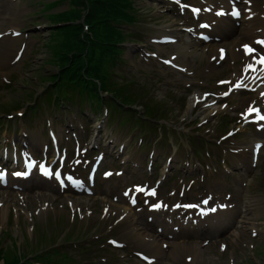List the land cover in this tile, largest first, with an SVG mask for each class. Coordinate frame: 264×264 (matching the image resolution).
<instances>
[{"label":"rangeland","instance_id":"rangeland-1","mask_svg":"<svg viewBox=\"0 0 264 264\" xmlns=\"http://www.w3.org/2000/svg\"><path fill=\"white\" fill-rule=\"evenodd\" d=\"M180 1L189 4L194 0ZM116 2L117 0H17L15 12L9 14V18L0 27L2 31L12 32L16 26L23 32L20 36L17 32L12 40H8L5 47L11 49L9 52L2 53L0 48V60L6 61L0 65V118L3 120L0 122V138L10 134L23 137L24 132L28 133L26 117L34 116L37 124L34 132L41 140L44 136L49 139L45 121L50 118L55 123L53 126L58 127V137L73 147L75 142L73 140L71 144L70 141L74 135H70L68 128L72 122L77 125L75 117H79L85 124L77 130L87 144L97 137L102 140L101 143L114 141L115 146H124L126 150L118 154L119 159L110 157L114 161L123 162L122 168L126 165L124 160L132 164L147 160L150 152L156 156L158 168H162L168 155L174 156L172 170L165 172L170 179V182L162 186L166 190L173 186L172 183L178 182L177 177H174L176 174L181 177L194 175L199 180L210 182V176H204L203 171L213 172L212 178L219 179L218 175L225 171L224 168H232L237 171L234 174L236 178L248 182L242 187L243 192H237L235 198L239 203L243 201L249 204L250 211L244 218L243 227L233 228L212 238L205 246L201 245L202 239L191 240L197 242L199 257L189 263L185 260V255L195 256L191 249H179L170 244L167 247L169 250L162 247L165 249L163 252L158 250L160 240H146L150 232L143 222L137 223L135 216L131 214L123 217L130 209H121L116 206L118 203L108 202L107 199H110L115 190L106 192V196H81L79 200L68 199L72 195L58 194L61 196L58 197L49 190H34L29 193L0 190V238L6 253L5 263L14 262L18 248H24L25 251H30V256L48 252L41 256L47 255L51 260L49 264H145L136 255L142 252L157 257L156 264H230L229 252L218 250L221 238L233 252L235 264H263L264 146L251 144L263 136L249 124L237 122L239 116L222 95L221 89L225 87L220 89L216 84L218 79L226 78L239 70L231 52L237 53L234 46L247 39L232 38L231 45L224 41L215 42V47L224 44L229 50L228 58L219 65L210 60L214 51L205 52L207 45H202L199 47L202 52L195 54V57L191 56L195 61L190 65L191 69L185 70L188 63L182 55L172 59L186 44L185 36L188 34L182 27L192 25L189 22L183 23L187 20V14L181 13L183 7H180L179 1L133 0L134 5L140 8L139 21L133 25L122 24L126 31L132 32L131 41L121 40L119 45L106 44L116 46L119 53V64L114 70L118 76L115 82L127 81V84H132L136 81L135 89L140 92V96L147 90L144 96L150 95L151 101L159 103L162 108L158 115L164 116V119L148 117L146 121L141 118L140 124L139 121L132 120L133 123L118 125L116 122L105 123L100 110L82 113L69 107L55 112L48 109L50 113L45 114L47 109L39 108L34 115L35 113H30L23 107L5 112V109L17 102L26 104L30 100V93L40 92L58 74L63 61V72H70L87 58L104 57L105 49L98 45L99 42L92 34H101L109 42L117 33L113 23L107 20L110 13L107 7H113ZM258 17L260 15L256 19ZM169 29L177 30L184 38L181 37L176 43L163 39L164 45L150 41V36H160L163 34L161 32ZM53 32V37H49L48 34ZM10 36L2 37L0 44ZM22 47L23 55L17 62V49ZM210 64H215L216 72L210 73ZM255 98L256 93L234 94L230 98V104H237V109L240 110ZM137 105L134 104V107L142 113L143 108ZM209 107L215 110L209 112ZM17 110L25 111V114L20 117L15 113ZM7 114H14V117L9 118ZM164 123L167 124L166 130L162 125ZM136 125H142L143 128L151 126L152 130L141 134L140 126ZM229 130L231 131L228 133ZM141 136L144 138L142 143L138 141ZM152 136L156 139L151 146L149 140ZM203 138L208 140L211 152H215L212 159H209L208 154L203 156V153L196 151L200 147L195 145L203 143ZM158 140H164L163 148L158 147ZM114 161L111 165L116 164ZM162 169L158 171V175H161ZM244 171L249 175L246 176ZM143 172L141 170L140 174ZM231 175L233 174L227 180L229 183L235 182ZM114 180L119 184L117 190H120L122 182L132 183L144 179L134 175ZM234 184L237 187V182ZM105 185H109L108 182ZM75 210L85 216L79 218L77 214L74 223L68 221V218H71L70 214ZM252 228V233L256 236H252ZM137 232L141 233L140 238L136 235ZM179 241L189 242L186 239Z\"/></svg>","mask_w":264,"mask_h":264},{"label":"trees","instance_id":"trees-1","mask_svg":"<svg viewBox=\"0 0 264 264\" xmlns=\"http://www.w3.org/2000/svg\"><path fill=\"white\" fill-rule=\"evenodd\" d=\"M116 7L118 9H112V11L110 10L111 7H107V9L110 10L109 14H108L109 11L107 12V14H108L107 18H113V17H118V16L121 17L122 15H125V12H126V14L131 15L130 6L125 7V4L123 2L120 5L117 4ZM125 8H126V11L124 12ZM117 10H119L118 13H116ZM102 12H103V8L101 10V13ZM103 18L104 17H102V19ZM84 39H85V41H87V37H85ZM114 50L116 53H118L117 48L115 46H114ZM67 74L68 73L66 72L62 75L61 78H57V79L53 80L54 83H53L51 89H48L49 93H54L56 91L57 93L61 94L65 98H70V97L76 98V97H79V95L81 96V94L78 92V89L81 86V81L76 82L73 78H71V76H68ZM109 83L110 82L106 81V79L104 80L105 89L107 88L109 91H112L115 94L116 99H120L121 101L125 102V104H128L129 102H131L130 98H129V91H128L127 86H122L121 84L118 85V83H115L114 81H112L113 88H111V87H109ZM112 99H113V102L115 103L116 99H114V98H112ZM142 99H143V97H142ZM40 100L43 103L44 102H51L52 97L48 93H46V94L40 96ZM121 107H122V109H124L123 106H121ZM148 109L151 111L153 116H156L157 112L159 111L158 107L153 108L151 105H148ZM16 259H17V257H16Z\"/></svg>","mask_w":264,"mask_h":264},{"label":"bare ground","instance_id":"bare-ground-1","mask_svg":"<svg viewBox=\"0 0 264 264\" xmlns=\"http://www.w3.org/2000/svg\"><path fill=\"white\" fill-rule=\"evenodd\" d=\"M16 5H17V2H13L12 0H0V9L3 11V13L2 12L0 13V17H2V14L3 15H9V14L14 13L15 12L14 10L16 9L15 8ZM3 23L4 22L2 20H0V25L3 24ZM220 30L226 36V38H230L235 33L234 32L235 31V28L230 23H228V22H225L224 24H222L220 26ZM248 30H249V28H243V29H240L238 31L241 32V35H243V34H247L248 33ZM177 34H179V33H177ZM237 36H240V35H237ZM8 40H12V38L9 37L5 42H3L2 44H0V48H1V52L2 53H5V51L9 52L11 50L10 48H6L5 47V45L9 43ZM189 43L191 45L190 44H188V46L184 45L183 46V49L184 50L180 49V52H181V54H182V56L184 58H186L187 60L191 61V56L199 53V45H196L194 41H190ZM10 46H12V45H10ZM0 63L1 64H4L5 63V60L4 59H1L0 60ZM251 64H252L254 70H256V71H259L260 70V68L257 65H255L253 63H251ZM210 68H211L210 73L212 71L213 72H216L217 71L216 66L213 65V64H210ZM30 139H32V142L34 140L36 144L39 143L38 137H36V133H34L33 135H30ZM79 199L80 198H75V200H79ZM136 235L139 238L141 237L140 236L141 233H138L137 232ZM152 244H154V243H150V245H152ZM158 246H159V243H158ZM161 249L162 248H159V251ZM191 250L195 253V256L192 259V262H194L195 261V257L198 258L199 257V254L197 253V248L196 247L192 246L191 247ZM162 251L164 252V250H162Z\"/></svg>","mask_w":264,"mask_h":264},{"label":"snow or ice","instance_id":"snow-or-ice-1","mask_svg":"<svg viewBox=\"0 0 264 264\" xmlns=\"http://www.w3.org/2000/svg\"><path fill=\"white\" fill-rule=\"evenodd\" d=\"M234 14H238V13H234ZM260 43H264V42H260ZM248 47V46H245ZM261 62L264 63V58H261ZM240 85H236V87H239ZM261 119H264V117H261ZM17 175H20L19 173H17Z\"/></svg>","mask_w":264,"mask_h":264}]
</instances>
